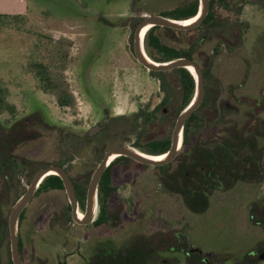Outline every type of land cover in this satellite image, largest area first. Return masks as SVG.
Segmentation results:
<instances>
[{
	"label": "rangeland",
	"instance_id": "374dc122",
	"mask_svg": "<svg viewBox=\"0 0 264 264\" xmlns=\"http://www.w3.org/2000/svg\"><path fill=\"white\" fill-rule=\"evenodd\" d=\"M20 1L28 8L26 15L4 20L6 25L0 21V78L16 108V118L38 113L57 129L17 154L45 168L65 157L63 153L76 152L65 166L74 178L90 182L97 159L93 146H80L79 138L101 125L105 115H130L146 105L154 108L161 99L157 80L131 53V36L140 16L173 12L188 0ZM255 3L243 1L240 21L247 25L243 43L230 55L221 50L213 69L219 83L239 85L237 95L252 101L262 100L264 93V3ZM214 48L209 44L204 51L210 54ZM35 50L64 78L74 98L71 108H60L55 95L43 92L27 72L29 56ZM55 52L61 56L55 57ZM249 107H239L240 113ZM10 119L9 114H0V123ZM160 175L163 172L155 167L137 162L119 163L111 171L114 193L108 203L118 217L116 236L128 239L140 231H180L191 238L190 247L195 244L188 250L189 257L167 247L163 252H148L145 263L204 264L206 256L211 264H264L258 258L264 253V185L250 188L242 183L233 195L228 194L232 200L211 202L205 212L193 213L162 184ZM25 177L20 176L26 190ZM13 205L5 208L7 217ZM68 205L65 193L56 190L40 194L27 206L19 226L25 264H36L33 261L46 254L62 260L68 257V264H77L75 244L81 243L84 249L86 242L76 240L75 235L83 233L93 239L97 233H106V228H78L72 221L65 227L72 233L66 242L64 226H57L54 219ZM58 238L70 247L59 244ZM8 262L7 242L0 237V264Z\"/></svg>",
	"mask_w": 264,
	"mask_h": 264
},
{
	"label": "trees",
	"instance_id": "16d2710c",
	"mask_svg": "<svg viewBox=\"0 0 264 264\" xmlns=\"http://www.w3.org/2000/svg\"><path fill=\"white\" fill-rule=\"evenodd\" d=\"M229 4H235V2L233 0L212 1L206 18L193 30L178 31L157 26L151 28L144 37L145 52L155 62L188 58L202 63V66H198L204 72L207 94L199 109L193 113L185 125L183 132L184 148L190 140L191 123L195 121L194 119L196 117L205 118L203 122L196 124L199 130L204 122L205 124L208 122L206 118L216 114L214 102L217 91L207 88L210 84L219 83L217 77L213 74L216 57L204 53L203 49L206 45L216 44L217 49H215L217 52L224 50V47L232 51L243 43L247 25H236L235 21L239 19L232 14L234 10L227 7ZM223 5H226L224 10L222 9ZM198 6V0H191L182 5L178 11L164 13L162 16L173 20H185L197 14ZM23 17L0 15V21L3 25H6L4 20H15ZM236 27L241 28L242 31L238 32ZM58 53L55 52V57L59 58L61 55ZM202 55L207 56V58L202 59ZM28 60L26 70L38 81L41 90L46 94L55 95L60 108H71L74 105V98L69 92L64 78L57 74L55 70L53 71L51 65L44 61V57L41 56L39 51H33ZM150 75L159 84L161 100L158 105L154 108L149 105L140 107L130 115L113 117L105 115L102 122L103 129L99 133L93 136L85 134L79 138L80 146H93V155L97 159V164L101 162L107 150L118 145H131L137 150L152 156L164 154L169 150L175 122L194 96L195 80L188 70L182 68L167 72H150ZM8 95V88L0 78V114L7 113L11 118L7 123H0V237L7 242L8 264H12L9 248L8 217L4 210L8 204H14L25 192V186L20 176L25 175L26 183L30 184L36 174L35 172L43 168L37 161L21 157L17 152L22 151L33 142H38L48 132L57 128L46 122L38 113L16 118V108L9 102ZM226 132L234 134L237 138L246 136L244 128L237 130L230 128L226 129ZM60 133L62 132L60 131ZM242 146L244 145L242 144ZM64 154L66 156H60L54 165L65 166L76 156V152L73 153L70 150ZM122 162L133 163L134 161L125 157L116 158L106 169L101 179L100 190H104L101 193L104 201H102L104 212L108 211L106 209V198L109 194L108 187L111 184L112 168ZM170 165L171 163L155 168L163 172L165 176L163 180L168 182H170L169 175L167 176ZM253 165L256 166L255 163ZM242 167L245 169L244 164H242ZM257 168L260 170L259 164ZM82 180L79 184V198L83 205L89 180L88 178ZM41 189L43 191L63 190V183L59 177L49 176L41 184ZM12 197H14L13 200H11ZM186 206L196 213H203L208 207L204 204L190 203H186ZM23 214L21 217H23ZM64 222L66 224L71 222L70 215L65 217ZM98 223H101V221L98 220L96 224ZM203 263L206 264L204 261Z\"/></svg>",
	"mask_w": 264,
	"mask_h": 264
},
{
	"label": "flooded vegetation",
	"instance_id": "af4514ba",
	"mask_svg": "<svg viewBox=\"0 0 264 264\" xmlns=\"http://www.w3.org/2000/svg\"><path fill=\"white\" fill-rule=\"evenodd\" d=\"M190 1L191 0H188L184 4H187ZM212 1L219 0H210V4ZM233 1L235 2V4H229L227 5V7L235 11H232V14L236 15L239 19L235 21L236 25L242 26V24L244 23L240 21V15L244 0ZM253 1L256 2L255 4L264 3V0ZM180 7L176 8L173 12L178 11ZM222 7V9L224 10L226 8V5H223ZM147 16L150 15L140 16L142 17L140 22ZM236 28L238 32L242 31L240 30L241 28ZM134 33L135 30L131 36L132 41L134 38ZM213 45L216 48L217 45ZM215 48L209 55L217 58L220 56V53L223 50L217 52V48ZM236 49L237 48L230 51L226 47H224V51L229 53V55L235 53ZM203 52L205 53L204 49ZM201 58L206 59L207 56L202 55ZM196 63L199 66H202L201 61H198ZM202 74L204 77L203 71ZM207 88L217 91L214 102V107L216 110L215 116L213 115L210 118H206L208 122L206 124L204 122V125L199 128V130L196 127V124H200L205 120V118L196 117L194 119L195 121L191 123L190 140L188 141L187 146L184 148L182 144L178 156L171 162L170 170L167 174V176L169 175L170 182L163 180V178H165L164 174L160 175L162 184H164L165 187L170 186V193H172V195L175 197H179L183 204H204L209 206L211 202H223V199L228 202L227 200H232L231 198H229V195H233L235 192L234 190L242 183L247 186L249 185L250 188L254 186L264 185V93L262 94V100L252 101L251 99H244L242 98V96L237 95V91H239V85L230 84L226 86L222 83H217L210 84ZM206 94L207 89L205 86V95ZM220 95L222 96V98L218 108L217 100ZM243 105H248L250 107L242 115L239 111V107ZM98 126L102 127L103 129L102 124ZM230 128H235L236 130L244 128L246 136H244L243 138H237L234 134L226 132V129ZM242 144L244 146H242ZM254 163L256 166L253 165ZM242 164L245 165V169H243ZM258 164L260 165V170L257 168ZM66 171L74 184L76 196L78 199V213L79 215H81L82 213L80 212V210H82L84 214L86 208V196L82 205L81 199L79 198L80 180L74 178L72 174H70L68 166H66ZM108 189L109 194L106 198V209L108 211L104 212V207H102L104 201L101 194L104 190H100L99 183L97 200L99 210L97 211L94 222H92L91 224L79 225L73 221L72 208L70 206L68 198V207L57 211L58 218L54 219V222H57V226L61 225L64 226V228L67 227L64 219L65 217H68V215H70V221H73L78 226V228L86 229L89 226L93 225L96 228H106L107 230L105 234L101 232V234L97 233V235H95L93 239H88L86 237L87 235L83 233L75 235L77 236L76 240H84L86 242V246L84 249H81V243L75 244V251H78L74 253L77 257V264H147L145 262L149 255L148 252H163L167 247H169L170 249L172 248V250L175 251H181L187 257L191 255L188 253V250L191 249V247L195 246V244L190 247L189 244L192 243L191 238L180 231H175L172 234H168L166 231L162 230L155 231L151 234L140 231L138 233H134L132 236H129L128 239H126L125 237L116 236L114 230L116 229L115 223L118 222V217H116L113 213V206L110 207L108 203L110 196L114 193V188L110 184V187H108ZM49 191H43L40 186L34 198L42 193L45 194ZM59 191L65 193L64 186L63 190ZM233 201L235 200L233 199ZM25 210L23 211V213L25 212ZM83 214L81 215V217H83ZM21 219L22 217L20 216V220ZM98 220L101 221V223L96 224ZM70 223H68V225ZM69 229H63V235L61 234L66 242L71 239L70 236L72 233ZM125 230L126 229H124L123 231ZM128 234L129 232L127 231L125 235L128 236ZM58 239V242H60L59 244L64 245L65 248L70 247L71 244L65 243V241L60 240V238ZM20 241L21 239L19 233V243ZM78 247L79 249H77ZM186 247L187 250H185ZM20 253L22 257V248L20 250ZM251 254L255 255L256 252L254 251ZM71 255L73 254H70L69 256ZM136 257H138V259ZM67 259L68 257H65L62 260L58 255L53 257L50 254H46V256L44 258H41L40 261L36 260L33 262L36 264H68ZM203 261L206 264H211L207 257H203ZM152 263L156 264L155 262ZM23 264H25L24 261ZM234 264H239V262H235Z\"/></svg>",
	"mask_w": 264,
	"mask_h": 264
},
{
	"label": "water",
	"instance_id": "95a60500",
	"mask_svg": "<svg viewBox=\"0 0 264 264\" xmlns=\"http://www.w3.org/2000/svg\"><path fill=\"white\" fill-rule=\"evenodd\" d=\"M210 0H199L198 12L195 16L185 20H173L162 15H150L138 24L135 29L133 38L132 53L135 60L148 72H167L175 69L188 70L195 80V92L190 103L179 114L174 129L172 131L171 146L169 150L161 155L152 156L147 155L130 145H118L107 150L98 164L97 168L93 172L86 195V208L83 217H79L78 214V199L76 196L74 184L69 174L66 171V166L50 165L48 167L40 169L29 185H26V190L23 195L14 203L8 216V230L10 239V254L12 264H23V260L20 253L19 243V220L20 216L29 203L34 198L37 190L43 183V181L49 176H57L61 179L65 193L72 208V219L76 224L88 225L94 222L97 210H98V187L100 180L110 164L118 157H125L133 160L142 165L159 167L170 164L179 154L183 144V132L185 125L189 118L195 111L201 106L205 97V85L202 70L198 64L188 58H179L168 62H155L145 52L144 40L141 39V33L144 28L149 26V30L153 27H164L178 31H190L197 28L206 18L209 12ZM194 19L190 24H183L186 20ZM148 30V31H149ZM147 31V32H148ZM146 32V33H147ZM194 71L195 75L191 72ZM222 96L220 95L217 100V106L219 108ZM102 127L96 125L89 129L88 135L93 136L99 132ZM163 159L157 160L153 157H161ZM114 158V159H112ZM54 172V174H52ZM259 259L264 261V253L259 255Z\"/></svg>",
	"mask_w": 264,
	"mask_h": 264
},
{
	"label": "crops",
	"instance_id": "0c3cea01",
	"mask_svg": "<svg viewBox=\"0 0 264 264\" xmlns=\"http://www.w3.org/2000/svg\"><path fill=\"white\" fill-rule=\"evenodd\" d=\"M27 11L28 8L25 2L20 0H0V15L25 16Z\"/></svg>",
	"mask_w": 264,
	"mask_h": 264
},
{
	"label": "bare ground",
	"instance_id": "6f19581e",
	"mask_svg": "<svg viewBox=\"0 0 264 264\" xmlns=\"http://www.w3.org/2000/svg\"><path fill=\"white\" fill-rule=\"evenodd\" d=\"M193 21H194V19H190V20H186V21H184V22H182V23H183V24H190V23H192ZM148 30H149V26L143 29V31H142V33H141V39H142V40H144L145 34H146V32H147ZM191 72L195 75V73H194L193 70H191ZM153 158H154V159H157V160H161V159L164 158V156H161V157H153ZM112 159H114V158H112ZM52 174H54V172H52ZM78 214H79V213H78ZM81 215H82V214H81ZM81 215H79L80 218H81Z\"/></svg>",
	"mask_w": 264,
	"mask_h": 264
}]
</instances>
